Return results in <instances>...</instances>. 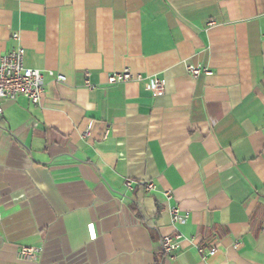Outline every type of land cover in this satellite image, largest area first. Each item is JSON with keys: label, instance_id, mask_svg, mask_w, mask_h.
<instances>
[{"label": "crops", "instance_id": "obj_1", "mask_svg": "<svg viewBox=\"0 0 264 264\" xmlns=\"http://www.w3.org/2000/svg\"><path fill=\"white\" fill-rule=\"evenodd\" d=\"M16 47L44 92L0 98V264H264V0H0Z\"/></svg>", "mask_w": 264, "mask_h": 264}, {"label": "built area", "instance_id": "obj_2", "mask_svg": "<svg viewBox=\"0 0 264 264\" xmlns=\"http://www.w3.org/2000/svg\"><path fill=\"white\" fill-rule=\"evenodd\" d=\"M212 24L213 22H209V25ZM23 60L24 49L22 47H16L0 56V98L23 97L31 104H38L44 92L43 72L36 68L26 67ZM186 70L192 77H197L201 72L210 73L207 68L194 65H187ZM47 74L55 81L62 82L65 80L62 74H54L52 71H48ZM130 81L142 83L143 87L154 96L162 95L165 91L163 79L156 76H144L141 73H133L128 68L113 72L107 78L108 84ZM83 85L87 88L93 87L89 80L88 71L83 73ZM89 135L90 129L88 127L82 132V137L85 138ZM124 186L128 189L131 188V180H125ZM143 186L146 191H151L155 187L152 181L146 182ZM164 195L166 198L170 197L168 192H165ZM169 213L173 224L185 223L188 218V214L182 212L178 207L170 208ZM180 237V234L161 236V248L167 258H175V251ZM197 250L202 256L214 253V249L206 251L201 246ZM40 253L41 249L39 247L22 245L16 252V258L23 262H34L38 259Z\"/></svg>", "mask_w": 264, "mask_h": 264}]
</instances>
